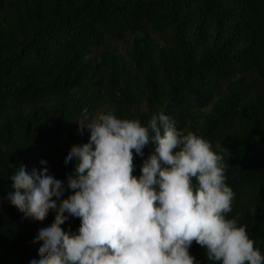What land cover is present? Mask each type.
Here are the masks:
<instances>
[{
	"label": "trees",
	"instance_id": "trees-1",
	"mask_svg": "<svg viewBox=\"0 0 264 264\" xmlns=\"http://www.w3.org/2000/svg\"><path fill=\"white\" fill-rule=\"evenodd\" d=\"M85 109L142 126L163 111L206 140L234 192L225 218L264 256V0H0V264L39 260L32 241L55 216L26 219L4 199L9 177L45 160L66 187ZM153 150L133 151L134 176ZM189 253L220 264L195 242Z\"/></svg>",
	"mask_w": 264,
	"mask_h": 264
},
{
	"label": "clouds",
	"instance_id": "clouds-1",
	"mask_svg": "<svg viewBox=\"0 0 264 264\" xmlns=\"http://www.w3.org/2000/svg\"><path fill=\"white\" fill-rule=\"evenodd\" d=\"M89 140L73 145L65 164L75 161L67 185L42 170L24 165L9 178L13 191L4 197L24 217L43 222L38 230L39 260L30 264H196L189 248L195 242L208 261L264 264L245 227L226 219L233 190L225 183L223 157L192 132L178 130L163 111L147 126L117 118L113 112L77 120ZM154 145L133 175V151ZM193 180L196 183H193ZM66 190H72L62 199ZM69 217L80 219L78 232L65 231Z\"/></svg>",
	"mask_w": 264,
	"mask_h": 264
},
{
	"label": "rangeland",
	"instance_id": "rangeland-1",
	"mask_svg": "<svg viewBox=\"0 0 264 264\" xmlns=\"http://www.w3.org/2000/svg\"><path fill=\"white\" fill-rule=\"evenodd\" d=\"M113 43L118 44L119 42L118 41H114ZM120 45H122L124 47L125 43L124 44L121 43ZM0 210H1V205H0Z\"/></svg>",
	"mask_w": 264,
	"mask_h": 264
}]
</instances>
